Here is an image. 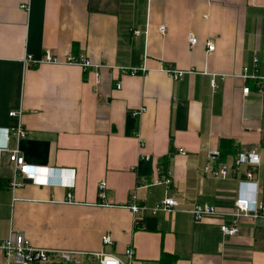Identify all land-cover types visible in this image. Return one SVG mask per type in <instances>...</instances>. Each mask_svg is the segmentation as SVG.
Wrapping results in <instances>:
<instances>
[{
	"label": "crops",
	"instance_id": "obj_1",
	"mask_svg": "<svg viewBox=\"0 0 264 264\" xmlns=\"http://www.w3.org/2000/svg\"><path fill=\"white\" fill-rule=\"evenodd\" d=\"M47 50L60 59L85 54L92 66L24 65L26 54ZM254 57L263 75L264 0H0V146H14L9 112L21 111L29 134L18 148L36 168L35 180L13 189L14 169L0 156V241L15 231L39 246L120 256L132 245L131 264H264L262 220L242 218L240 231L225 236L219 216L188 211L194 202L229 209L240 192L234 171L203 173L211 150L230 166L256 150L260 162L250 168L264 199V84L258 92L239 76ZM141 65L146 72L137 75L114 69ZM167 67L185 73L174 79ZM100 181L105 205L97 202ZM169 196L179 204L153 214L156 229L135 226L130 199L152 206ZM104 233L112 244L103 245Z\"/></svg>",
	"mask_w": 264,
	"mask_h": 264
},
{
	"label": "built area",
	"instance_id": "obj_2",
	"mask_svg": "<svg viewBox=\"0 0 264 264\" xmlns=\"http://www.w3.org/2000/svg\"><path fill=\"white\" fill-rule=\"evenodd\" d=\"M22 8L25 6L22 4ZM159 31L163 34L165 32V26H160ZM133 34L139 35L140 30H132ZM188 41L191 46L197 43V38L194 33L190 32L188 35ZM207 50L214 49V43L212 40H208L205 43ZM25 66H35L42 63L51 64H68L77 65L83 70H87L92 66L91 61L85 54H69L64 59H60L53 54L52 51L47 50L45 54L40 58H34L31 54H26L23 58ZM259 60L254 57L253 68L250 70L248 67H243L240 73V77L245 81L254 82L257 91H262L264 84V74L258 73ZM100 66V65H98ZM103 66V65H101ZM113 68V67H109ZM114 69H119L124 74L137 75L146 72L144 65L138 67H122L116 66ZM164 72L168 73L172 78L178 79L185 72L177 68H165ZM96 82H101V75L96 72ZM212 87L216 86L214 78L210 80ZM117 88L121 87V84H116ZM250 87L245 85L242 89L243 94H247ZM145 111L142 106L137 109L131 110L132 116H138ZM9 116L17 119V125L13 129L15 144L13 147L8 145L0 146V156L7 154L9 162L14 169L13 176L10 180L11 188L23 185L24 179L35 180L36 168L27 164L24 157L21 155L18 142L20 139L25 138L29 132L24 129L21 121V111H10ZM9 141V136L6 137ZM179 152L185 155L184 149L180 148ZM209 159H212L214 163H209L203 168V173L207 176L216 178H226L229 175L230 170L234 171L239 176V188L240 192L237 195L234 205L226 210H219L216 206L208 203L194 202L188 209L194 219H201L205 215H217L221 218L219 229L225 236L233 235L240 231L239 222L242 218H248L252 221L257 219L262 220L264 224V199L258 196L256 190L257 182L254 180V174L251 166H254L260 162V156L256 150H245L239 152L233 158V165L230 166L224 162H216L215 159L219 156L218 150L209 151ZM145 159H148L146 156ZM167 186L172 182V176L169 172L165 174L162 180ZM42 184H46L48 181H37ZM72 184V183H66ZM105 181H100L98 184V204H108L105 192ZM249 186V190H245V187ZM72 194L68 193L67 201L72 200ZM179 202L176 198L169 196L166 197L152 206H147L143 203H138L133 197L126 205L131 209L134 215V223H138V220L145 216V212L151 215L155 214L158 210L172 211L176 209ZM101 242L103 245L112 244L113 239L110 233H104L101 236ZM0 251L6 259L7 264L10 260L19 262L20 264H54L55 262H64L66 264H131L134 258V248L129 245L124 250V255L120 256L112 251L101 250H85V249H71L60 247H47L33 244L23 233L12 231L10 235L0 241Z\"/></svg>",
	"mask_w": 264,
	"mask_h": 264
},
{
	"label": "trees",
	"instance_id": "obj_3",
	"mask_svg": "<svg viewBox=\"0 0 264 264\" xmlns=\"http://www.w3.org/2000/svg\"><path fill=\"white\" fill-rule=\"evenodd\" d=\"M136 227H144L149 230H154L157 228V220L155 216L145 215L138 220L135 224Z\"/></svg>",
	"mask_w": 264,
	"mask_h": 264
},
{
	"label": "rangeland",
	"instance_id": "obj_4",
	"mask_svg": "<svg viewBox=\"0 0 264 264\" xmlns=\"http://www.w3.org/2000/svg\"><path fill=\"white\" fill-rule=\"evenodd\" d=\"M102 65H103V64H102ZM105 66H107V65H105ZM107 67H109V66H107ZM115 67H116V66H115ZM258 92H259V91H258ZM260 92H261V91H260ZM20 121H21V120H20ZM21 124H22V123H21ZM16 125H17V123H16ZM16 125H15V126H16ZM23 128H24V127H23ZM24 129H25V128H24ZM12 147H13V146H12ZM251 221H252V220H251ZM54 264H66V263H64V262H63V263H62V262H55Z\"/></svg>",
	"mask_w": 264,
	"mask_h": 264
},
{
	"label": "water",
	"instance_id": "obj_5",
	"mask_svg": "<svg viewBox=\"0 0 264 264\" xmlns=\"http://www.w3.org/2000/svg\"><path fill=\"white\" fill-rule=\"evenodd\" d=\"M23 181H24V182H30L31 179H24Z\"/></svg>",
	"mask_w": 264,
	"mask_h": 264
}]
</instances>
